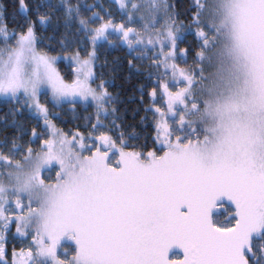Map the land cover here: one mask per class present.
<instances>
[{"label": "snow or ice", "instance_id": "snow-or-ice-1", "mask_svg": "<svg viewBox=\"0 0 264 264\" xmlns=\"http://www.w3.org/2000/svg\"><path fill=\"white\" fill-rule=\"evenodd\" d=\"M0 264H264V0H0Z\"/></svg>", "mask_w": 264, "mask_h": 264}, {"label": "trees", "instance_id": "trees-1", "mask_svg": "<svg viewBox=\"0 0 264 264\" xmlns=\"http://www.w3.org/2000/svg\"><path fill=\"white\" fill-rule=\"evenodd\" d=\"M88 2H92V0H88ZM107 2V0H105ZM51 35V33H48ZM107 56L109 61V65L103 69L105 73V79L109 78V69L112 67L111 62L119 58L123 61L124 52L123 51H108L107 53H102L101 58L103 60L104 56ZM128 73L126 71V67L122 65L121 71L117 73L115 79V86L110 89L111 91L120 92L122 100L124 101L123 107H127L129 109L136 107L137 101L134 99L135 96H138V93L135 91L138 84L142 83V79H138L135 76L132 77L130 81H125L124 77L127 76ZM129 97H133V99H129ZM129 119L131 116L129 115ZM70 126V125H69Z\"/></svg>", "mask_w": 264, "mask_h": 264}]
</instances>
